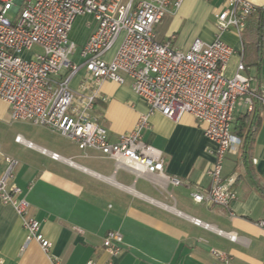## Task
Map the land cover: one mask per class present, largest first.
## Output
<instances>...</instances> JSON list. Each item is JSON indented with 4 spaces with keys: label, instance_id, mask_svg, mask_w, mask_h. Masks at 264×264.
Returning <instances> with one entry per match:
<instances>
[{
    "label": "crops",
    "instance_id": "1",
    "mask_svg": "<svg viewBox=\"0 0 264 264\" xmlns=\"http://www.w3.org/2000/svg\"><path fill=\"white\" fill-rule=\"evenodd\" d=\"M248 1L255 10L243 37L233 31L219 34L235 50L224 74L231 76L241 60L244 74L252 78L251 87L263 89L264 16L259 45L255 23L264 0ZM220 5L221 0H184L156 25L157 39L182 49L195 38L211 42L217 34L214 11ZM81 77L79 72L71 79L72 88H77ZM99 93L92 114L106 127L111 140L132 130L138 116L149 111L129 80L123 84L104 81ZM246 106L243 100L235 105L232 133L241 143L236 152L225 154L222 163L221 177L224 181L234 178L236 194L226 208L192 199L191 193H204L210 186L206 170L214 161L216 144L188 114L172 120L151 112L149 125L142 131V139L162 152L164 174L181 180L177 186L157 173L135 175L125 168L115 169L113 160L91 150L83 152L70 139L77 150L49 139L37 142L31 131L18 134L37 148L13 140L5 149L0 146V153L17 161L10 183L27 198L28 211L40 222L44 238L51 243L49 252L58 264H213L211 248L226 253L230 264H264V228L255 225L264 220V110L256 105L249 113ZM4 111L9 113L8 106L0 100V115ZM235 129H243L241 135ZM39 148L64 160L51 159ZM5 167L0 160V174ZM190 217L208 227L193 224ZM216 229L236 234L237 240L219 235ZM110 230L122 236L123 249L117 257L102 246L103 236ZM25 239L19 215L0 201V264H52L35 240L25 243Z\"/></svg>",
    "mask_w": 264,
    "mask_h": 264
},
{
    "label": "built area",
    "instance_id": "2",
    "mask_svg": "<svg viewBox=\"0 0 264 264\" xmlns=\"http://www.w3.org/2000/svg\"><path fill=\"white\" fill-rule=\"evenodd\" d=\"M184 0H0V100L8 106L10 119L30 122L54 131L73 141L79 150L97 152L135 175L157 173L173 185L178 178L164 174L162 152L142 139L148 127L149 114L179 120L191 115L203 125L206 138L216 144L214 161L207 168L210 186L204 193H191L195 202H207L226 208L235 199L234 178L224 181L222 163L226 153L236 152L241 140L232 133L235 105L243 100L252 113L258 105L264 110V88L250 85L243 62L231 76L224 74L235 53L219 34L233 31L240 39L255 7L248 0H221L214 11L217 34L211 42L195 38L187 49L171 42L159 41L155 27ZM12 13L11 16L8 14ZM90 15L95 27L81 45V62L69 59L75 44L69 40L74 19ZM37 50L33 51V47ZM111 53L109 57L108 54ZM26 54L28 56H26ZM82 72L77 88L71 79ZM131 83L133 92L148 106L132 130L111 140L106 127L92 114L100 98L99 86L104 81ZM14 141L37 148L21 135ZM39 150L54 160L62 156L45 148ZM6 167L0 174V201L11 205L19 215L25 231V243L35 240L52 264L51 243L44 238L40 222L29 210L21 189L10 183L14 158L3 156ZM198 226L208 224L190 217ZM255 225L264 228V220ZM219 235L236 241L232 232L216 229ZM122 236L107 231L102 246L112 257L122 252ZM213 264H230V257L217 249L209 250Z\"/></svg>",
    "mask_w": 264,
    "mask_h": 264
},
{
    "label": "rangeland",
    "instance_id": "3",
    "mask_svg": "<svg viewBox=\"0 0 264 264\" xmlns=\"http://www.w3.org/2000/svg\"><path fill=\"white\" fill-rule=\"evenodd\" d=\"M216 4L215 2H212ZM1 7V6H0ZM12 13L8 15L11 16ZM95 27V22L92 16L84 15L78 16L74 19L72 23L71 30L69 32V40L75 44V50L72 54L69 55V59L76 63L81 62V58L79 57V50L81 45L85 42V40L89 37L90 33L93 31ZM37 50V47H33V51ZM26 56H28L26 54ZM32 132L35 134V141L40 142L42 139H49L52 142L61 144L66 147H71L77 150V147L68 141L67 138L62 137L58 133L51 132L48 128H45L40 125H35L30 122L24 121H13L10 119V115L8 111H4L0 115V146L5 149V147H9L14 140L16 135L22 134L25 135V132ZM41 143V142H40Z\"/></svg>",
    "mask_w": 264,
    "mask_h": 264
},
{
    "label": "trees",
    "instance_id": "4",
    "mask_svg": "<svg viewBox=\"0 0 264 264\" xmlns=\"http://www.w3.org/2000/svg\"><path fill=\"white\" fill-rule=\"evenodd\" d=\"M258 19H257V21H256V23H255V26H256V33H257V35H258V45L260 44V32H261V21H262V19H263V16H264V7H262V8H260L259 10H258ZM248 21V20H247ZM247 24V23H246ZM245 27H246V25H245ZM245 29V28H244ZM244 31V30H243ZM243 35V32H242V34H241V38L243 37L242 36ZM250 116H252V119H254V117L256 116V114L254 113L253 115H250ZM250 116H248L246 119L249 121L250 120ZM253 123V122H252ZM251 126H249L248 127V129H247V131L245 132V135H246V138H248L249 136H250V132H251V128H250ZM241 131H243V129H241L239 132L235 129L234 130V132H237V134L238 135H241Z\"/></svg>",
    "mask_w": 264,
    "mask_h": 264
}]
</instances>
